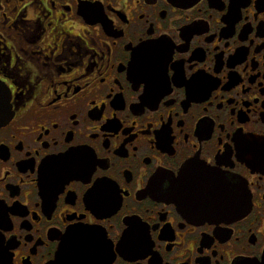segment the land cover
Instances as JSON below:
<instances>
[{"label":"flooded vegetation","instance_id":"obj_1","mask_svg":"<svg viewBox=\"0 0 264 264\" xmlns=\"http://www.w3.org/2000/svg\"><path fill=\"white\" fill-rule=\"evenodd\" d=\"M1 116L0 264L264 263V0H0Z\"/></svg>","mask_w":264,"mask_h":264},{"label":"water","instance_id":"obj_2","mask_svg":"<svg viewBox=\"0 0 264 264\" xmlns=\"http://www.w3.org/2000/svg\"><path fill=\"white\" fill-rule=\"evenodd\" d=\"M2 110V109H1ZM4 112H5V117H7L8 113H9V109L7 107L4 108ZM3 119V116L0 117V120ZM3 124V123H2ZM61 255L59 253V259L58 262H61ZM264 264V263H263Z\"/></svg>","mask_w":264,"mask_h":264}]
</instances>
